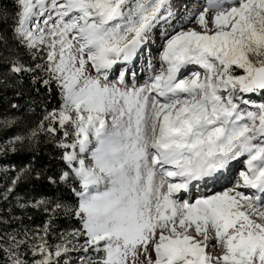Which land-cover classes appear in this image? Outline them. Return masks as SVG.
Returning a JSON list of instances; mask_svg holds the SVG:
<instances>
[{
	"label": "snow or ice",
	"instance_id": "6c2138e0",
	"mask_svg": "<svg viewBox=\"0 0 264 264\" xmlns=\"http://www.w3.org/2000/svg\"><path fill=\"white\" fill-rule=\"evenodd\" d=\"M13 2L12 39L31 61L43 62L25 60L0 33L7 50L0 51V83L27 76L51 91L55 82L62 103L46 113L47 125L14 136L7 150L36 142L41 132H61L58 147L69 170L47 179L78 184L71 191L79 199L75 206L36 200L31 206L49 221L0 235V262L61 264L80 252L79 264H135L141 254L148 264H264V211L259 222L252 218L253 200L264 194V0H206L186 18L199 30L182 23L163 32L159 69L131 89L122 77L123 87L102 81L113 66L149 51L154 29L175 16L172 0ZM9 19L0 7V24ZM242 157L246 168L236 184L191 198ZM61 213L81 227L61 233L53 246L49 228ZM210 240L219 255L207 251Z\"/></svg>",
	"mask_w": 264,
	"mask_h": 264
},
{
	"label": "trees",
	"instance_id": "16d2710c",
	"mask_svg": "<svg viewBox=\"0 0 264 264\" xmlns=\"http://www.w3.org/2000/svg\"><path fill=\"white\" fill-rule=\"evenodd\" d=\"M6 6L9 14V23L0 24V33L8 38V46L17 48L18 46L12 39L11 22L15 19L14 13L17 9L13 0H0V7ZM19 52L25 60L31 63L43 62L40 60L31 61L27 50L18 47ZM7 54V50L0 48ZM44 55V53H41ZM42 76L43 73H40ZM39 89V91H37ZM61 90L53 82L51 91L40 83L33 85L31 78L25 76L23 83H17L15 78L8 77L3 83H0V121L14 120L15 123L8 128L0 126V142H9L16 135H27L32 129L43 122L46 113H50L54 109H59L62 103ZM19 105L13 108L12 105ZM64 139L61 132L47 133L41 132L36 142L25 140L23 144H17V150L7 151L0 158V164L12 169L10 178L12 189L9 195V201L15 200L18 203L27 205L20 209H14L12 213H7L6 218H10L11 214L18 216L22 227L34 230L42 228L49 221V214L39 209L33 208L31 205L42 197L48 199L62 200L65 203L75 206L78 203L76 197L71 191L72 187H78V184H66L58 182L53 185L49 183L48 177L60 176L61 170L68 171L66 163L61 159L64 149L58 147V143ZM67 142V141H66ZM24 169H28L24 172ZM17 176H21L19 181ZM15 182V183H14ZM6 202L0 203L2 208ZM3 215V212L0 213ZM13 226L6 224L0 220V235L8 232ZM81 227V223L75 216L61 213L52 219L48 241L51 245L62 242L61 233H67ZM2 255V254H0ZM2 264V262H0Z\"/></svg>",
	"mask_w": 264,
	"mask_h": 264
},
{
	"label": "rangeland",
	"instance_id": "374dc122",
	"mask_svg": "<svg viewBox=\"0 0 264 264\" xmlns=\"http://www.w3.org/2000/svg\"><path fill=\"white\" fill-rule=\"evenodd\" d=\"M205 2L206 0H172L173 11L175 12V16L167 23H162L161 25H158L156 29H154L152 34V39L147 45L149 51L147 52L142 51L141 54L134 59V61H131L129 63V65L117 64L113 66L112 69L107 71V76H108L107 81H102V82L115 84L117 87H123V85H127L129 89H131L133 86L140 87L143 84H145L148 76L151 75L153 71L159 69L161 63L160 52L163 48L162 33L165 31L171 32L173 28H179L182 23L185 25V27L191 26L199 30L198 24L192 23L191 25H188L186 23V18L194 11L195 12L202 11ZM209 15L211 16L212 13H209ZM149 62L151 66H149ZM88 74L92 76L97 75L96 71L91 68V65H89ZM121 77L123 78V85L120 83ZM253 99L256 100L257 102L261 101V98L255 95L253 96ZM10 147L11 145L9 144V142L7 141L4 143L0 142V158L2 155L5 154V152L8 151L7 149ZM243 160L244 158L242 157L240 160L234 161L236 163V166H234L233 169L231 168L229 175L218 181L217 184H214L209 188H205V187H201L200 189L195 188V191L193 192L194 194L192 193L191 198L193 200L196 199L198 196L201 195V193H199L201 191L202 193H204L203 195H211L213 193L221 192L236 184V182L239 180V172L245 170L246 168V165L243 163ZM11 170L12 169H9V167H5L0 164V203L4 201L6 202L2 208L0 207V213L3 212V215L0 214V220L6 224V227L9 225L13 226L12 228H9L8 232H6L5 234L22 232L24 229H26L22 227L18 216L11 214L10 218L5 217L7 213H12L14 209L21 208L20 206L21 203H18L15 200L13 201L7 200L12 192L10 185L13 181L9 177L10 176L9 171ZM158 178L159 177H157V179ZM245 190L248 189H244V188L240 189V191H242L246 195L254 194L252 190L249 191H245ZM185 198L187 199L188 197ZM263 201L261 203L260 201L253 200V204L257 212V215L252 216L253 219L258 220V213L264 211ZM242 210L247 213L252 212L251 209H247V208H243ZM214 242L215 241L213 240L209 241V248L207 249V251L210 254L219 255L220 252L217 249L211 247V245ZM69 247H71V245H69ZM148 251L151 253V258L154 260L155 253L152 252L151 244L148 246ZM81 255L82 253L80 252H70L65 257L61 258V264H63L64 259H67L69 261V264H79V257ZM135 264H148V260L145 255L141 254L136 259Z\"/></svg>",
	"mask_w": 264,
	"mask_h": 264
},
{
	"label": "bare ground",
	"instance_id": "6f19581e",
	"mask_svg": "<svg viewBox=\"0 0 264 264\" xmlns=\"http://www.w3.org/2000/svg\"><path fill=\"white\" fill-rule=\"evenodd\" d=\"M134 61V60H133ZM111 71H113V70H111ZM234 166H236V163L234 162L232 165H231V167H230V170H231V168L233 169V167ZM215 184H217V182L215 183ZM244 189H248V188H244ZM195 191V190H194ZM201 194H204V193H202V191L200 192ZM194 194V193H193ZM262 198H264V195H262ZM264 202V201H263Z\"/></svg>",
	"mask_w": 264,
	"mask_h": 264
}]
</instances>
